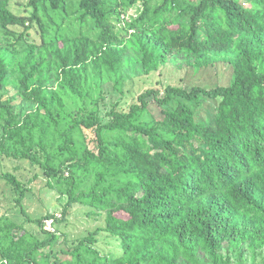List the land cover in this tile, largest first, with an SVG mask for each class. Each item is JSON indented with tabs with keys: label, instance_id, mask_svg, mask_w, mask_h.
I'll return each mask as SVG.
<instances>
[{
	"label": "trees",
	"instance_id": "16d2710c",
	"mask_svg": "<svg viewBox=\"0 0 264 264\" xmlns=\"http://www.w3.org/2000/svg\"><path fill=\"white\" fill-rule=\"evenodd\" d=\"M10 1L0 0L8 41L0 44V155L55 177L65 209L88 206L105 214V226L60 251L62 260L44 254L58 233L45 232L43 218L34 221L47 234L42 241L3 218L0 264H229L223 252L239 244L264 247V0H30L29 16L15 15ZM136 5V18L116 31L113 19ZM51 24L49 41L25 36L37 25L42 39ZM128 40L145 75L172 59L200 69L223 61L231 79L213 88L168 85L161 97L149 89L102 123L103 92L93 96L89 73L104 72L120 91ZM202 96L217 101L212 124L198 122L189 105ZM150 97L171 107L153 123L141 121ZM18 99L32 108L16 112ZM0 178L20 207L26 188L13 174ZM101 232L120 242L119 257L99 254Z\"/></svg>",
	"mask_w": 264,
	"mask_h": 264
},
{
	"label": "rangeland",
	"instance_id": "374dc122",
	"mask_svg": "<svg viewBox=\"0 0 264 264\" xmlns=\"http://www.w3.org/2000/svg\"><path fill=\"white\" fill-rule=\"evenodd\" d=\"M29 2L30 0H11L9 8L15 15L29 16L31 12ZM39 8L43 16L49 13V10H44L41 6ZM51 14L54 15L56 13L52 12ZM61 14V12H58L57 16L59 17ZM120 14L119 23H116L117 21L113 19L116 31L126 27L131 20L136 18L137 5L131 9L120 10ZM44 18L45 20L47 19V17ZM54 19H57V17L55 16ZM17 31L25 33L24 29H18ZM85 33H89V30L86 29ZM25 36L28 41H33L37 44L42 41H49L54 37V25H49L48 32L45 33L42 39L37 25H33ZM7 43L8 41L3 37V30L0 29V44ZM10 44H13V41H10ZM22 44L14 46L19 49L20 46H25ZM127 51L128 54L123 61L122 81L119 85L120 91L114 88L112 79H106L104 72L96 74L92 68V72L89 73L90 77H94L93 83L90 80V89L93 96H98L99 91L100 93L103 92L104 102L99 101V115L102 123H107L111 119L109 112L113 108H116L119 112H129L130 107L138 103V97L149 89L156 90L161 97L165 87L168 85L186 90L191 89L193 86L213 88L216 85H226L231 79V66L223 61L217 62L213 67L200 69L188 68L183 66L180 61L172 59L167 64L159 66L153 73L145 75L140 64L139 50L131 40L127 42ZM95 79H97V83H95ZM5 93L8 95L7 98H10L14 95L15 89L7 87ZM147 100L149 103L148 114L143 118L141 117L143 122L153 123L154 120H159L161 110L171 108L170 106L163 107L155 104L152 97ZM19 101L20 99L13 102L16 112H24L26 109L32 108L30 104L22 105ZM189 105L194 111L195 119L198 122L213 123L217 113L216 100L202 96L197 104L191 103ZM83 140L88 148H94V135L91 131L85 130ZM58 163L59 160H56L54 168L57 167ZM3 173L13 174L22 186L26 188L20 206L24 209L26 216H23L20 212V207L16 206V195L12 187L4 179L0 178V220L5 218V223L12 222L15 225L17 224L42 241L47 239V234L42 232L34 221L50 216H60L59 220L54 224V228L58 233L57 237L50 247L44 250V254L51 256L52 253H58L62 260H67L68 256L62 257L60 251H67V249L75 246L78 240L87 236L88 233L98 228H104V213L94 212L92 208L78 203L65 209L68 199L67 195L56 184V178L50 177L48 179L37 165H32L28 161L6 159L0 155V175ZM97 240L98 243L95 248L100 255H107L112 258H117L121 255L120 242L116 238L101 232L97 235ZM222 258H228L229 264H264V247L252 251L248 248L247 243L239 244L237 249H230L227 254L223 252ZM53 259L49 257V262L46 261V264H51ZM178 264L188 263L182 262ZM198 264L211 263L200 260Z\"/></svg>",
	"mask_w": 264,
	"mask_h": 264
},
{
	"label": "built area",
	"instance_id": "2783aa9c",
	"mask_svg": "<svg viewBox=\"0 0 264 264\" xmlns=\"http://www.w3.org/2000/svg\"><path fill=\"white\" fill-rule=\"evenodd\" d=\"M58 217V218H57ZM59 215L58 216H53V217H49V218H45L43 221H42V229L47 232V233H50V234H54V233H57L55 228H54V224L56 223V219L59 220Z\"/></svg>",
	"mask_w": 264,
	"mask_h": 264
}]
</instances>
